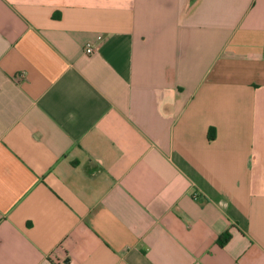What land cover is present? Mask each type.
Masks as SVG:
<instances>
[{
	"label": "crops",
	"instance_id": "obj_1",
	"mask_svg": "<svg viewBox=\"0 0 264 264\" xmlns=\"http://www.w3.org/2000/svg\"><path fill=\"white\" fill-rule=\"evenodd\" d=\"M0 264H264V0H0Z\"/></svg>",
	"mask_w": 264,
	"mask_h": 264
},
{
	"label": "trees",
	"instance_id": "obj_2",
	"mask_svg": "<svg viewBox=\"0 0 264 264\" xmlns=\"http://www.w3.org/2000/svg\"><path fill=\"white\" fill-rule=\"evenodd\" d=\"M215 136V130L213 128H210L208 131V139L213 140ZM229 240V233L225 232L223 233L219 239H218V244L219 246H223L227 241Z\"/></svg>",
	"mask_w": 264,
	"mask_h": 264
},
{
	"label": "built area",
	"instance_id": "obj_3",
	"mask_svg": "<svg viewBox=\"0 0 264 264\" xmlns=\"http://www.w3.org/2000/svg\"><path fill=\"white\" fill-rule=\"evenodd\" d=\"M85 53L88 55H91L94 53V48L92 47V45L87 44L85 47Z\"/></svg>",
	"mask_w": 264,
	"mask_h": 264
}]
</instances>
